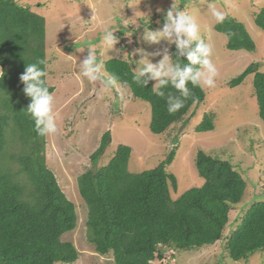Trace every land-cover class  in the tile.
<instances>
[{
  "label": "trees",
  "instance_id": "1",
  "mask_svg": "<svg viewBox=\"0 0 264 264\" xmlns=\"http://www.w3.org/2000/svg\"><path fill=\"white\" fill-rule=\"evenodd\" d=\"M24 4L0 0V68L4 70L0 77V264L73 263L78 250L72 241L62 240V235L76 227L75 205L45 163V135L38 134L27 111L30 98L20 81L26 65L43 60L39 66L45 72L47 65L44 16ZM253 17L256 26L264 30V6ZM214 29L226 36L227 49L255 51V42L236 18L227 16L224 23H215ZM175 53L173 44V59ZM181 61L187 63L183 57ZM258 67L249 64L227 85L238 86L253 74L258 114L264 122V72ZM104 69L116 75L132 97L149 103L152 133H164L177 122H188L185 116L192 106L205 98L203 88L190 84L191 95L184 107L169 114L165 98L152 91L153 81L146 86L134 81L128 60L109 58ZM49 86L52 93L54 86ZM164 91L178 95L171 87ZM213 128V116L204 113L194 131ZM109 141L110 132L105 131L90 154L92 164L103 155ZM130 154V146L119 144L106 164L92 165L76 178L86 206L87 240L94 252L110 255L114 264H152L166 261L168 250H191L222 238L230 211L242 200L246 188L241 173L229 160L199 150L195 165L204 179L202 185L173 199L170 186L176 189L177 179L167 167L175 149L157 166L139 172L128 170ZM225 248L234 261L264 251V199L245 210Z\"/></svg>",
  "mask_w": 264,
  "mask_h": 264
},
{
  "label": "rangeland",
  "instance_id": "2",
  "mask_svg": "<svg viewBox=\"0 0 264 264\" xmlns=\"http://www.w3.org/2000/svg\"><path fill=\"white\" fill-rule=\"evenodd\" d=\"M16 1L29 5L45 19L46 81L54 86L52 95L58 126L57 133L45 135V163L67 198L74 203L77 214L75 229L63 234L62 240L72 241L78 250V259L58 264H114L110 255L94 252L87 240L86 206L76 183L77 176L94 165L90 154L98 147L105 131L110 132V141L94 168L106 164L119 144L131 147L128 162L131 172L157 166L175 149L174 158L167 167L177 179L176 189L170 186L173 199L191 187L202 185L204 179L195 165L199 150L229 160L246 182L244 196L230 211L220 240L191 250H168L166 261H151L152 264H264V251L255 252L246 260L234 261L225 248L245 210L252 202L264 199V122L258 114L253 74L246 76L238 86L227 85L251 63H256L258 70L264 72V30L256 26L253 17L264 6V0ZM172 4L188 11L200 25L201 38L212 48L210 59L218 75L214 88H203L204 101L193 105L185 116L187 124L180 121L157 134L149 129V103L132 97L129 88L119 82L116 88L104 91L99 82H89L82 76L80 62L87 55L88 44L96 47L98 59L104 64L107 59L116 57L128 60L133 70L141 58L134 51L137 48L149 54L159 51L161 55H149L153 63L161 59L165 48L171 57L173 44L164 40L149 44L141 36L144 25L149 28L152 25L153 30L163 27L164 15ZM209 5L243 23L255 42V51L227 49L226 36L214 29L215 20ZM119 11L120 20L126 23L137 18L139 27L128 26L133 33L131 37L123 31L117 32L119 43L115 47L120 51L106 52L100 45L101 32ZM158 20L160 23H156ZM204 113L213 116L214 128L194 131ZM170 254L174 255L170 257Z\"/></svg>",
  "mask_w": 264,
  "mask_h": 264
},
{
  "label": "clouds",
  "instance_id": "3",
  "mask_svg": "<svg viewBox=\"0 0 264 264\" xmlns=\"http://www.w3.org/2000/svg\"><path fill=\"white\" fill-rule=\"evenodd\" d=\"M209 8L216 24L225 22L226 12L217 10L213 5H209ZM120 15V11L117 12L102 29L100 45L106 52L120 51L115 47L119 43L117 32L123 31L124 35L131 37L133 33L128 26L131 24L139 27L137 18L125 23L119 19ZM141 39L149 44H158L164 40L169 45H175V59L168 55V50L165 48L161 59L155 63L149 59V55H161L159 51L149 54L142 48L134 50L141 55L134 69V81L142 86H146L149 80L154 81L152 91L156 96L165 98L169 114H174L184 107L185 101L191 95L190 84L201 88L216 86L215 78L218 72L210 59L212 48L201 38L200 25L188 11L172 4L164 15L163 27L153 30L148 25L147 27L144 25ZM129 42L131 43V40ZM87 49V55L80 62L82 76L89 82H99L104 91L116 88L118 77L106 72L104 61L98 59L96 47L88 44ZM181 57L187 63H182ZM44 63L40 60L37 63L26 65L25 71L20 75V81L24 85V94L30 98L27 111L34 120L38 134L50 135L58 132V126L57 115L54 111V96L49 91L50 86L45 80L47 73L39 66ZM3 75L4 70L0 68V77ZM169 87L175 89L178 95L171 92L166 95L164 90Z\"/></svg>",
  "mask_w": 264,
  "mask_h": 264
}]
</instances>
